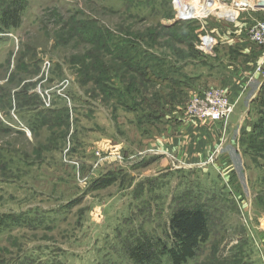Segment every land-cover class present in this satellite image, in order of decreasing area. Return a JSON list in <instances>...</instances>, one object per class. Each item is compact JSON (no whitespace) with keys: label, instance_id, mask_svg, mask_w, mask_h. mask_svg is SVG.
<instances>
[{"label":"rangeland","instance_id":"374dc122","mask_svg":"<svg viewBox=\"0 0 264 264\" xmlns=\"http://www.w3.org/2000/svg\"><path fill=\"white\" fill-rule=\"evenodd\" d=\"M239 19L0 0V264H173L194 203L210 235L184 264H264V11Z\"/></svg>","mask_w":264,"mask_h":264},{"label":"built area","instance_id":"2783aa9c","mask_svg":"<svg viewBox=\"0 0 264 264\" xmlns=\"http://www.w3.org/2000/svg\"><path fill=\"white\" fill-rule=\"evenodd\" d=\"M258 1L259 0H213V6H211L212 0H170L174 8L175 19L177 21H195L197 22V25H199L200 28L202 30L204 29L205 31L206 25L204 23L207 18L214 16L227 23L237 24L240 20L239 18L241 17L242 13L258 11L259 8H255V4H257ZM259 38L260 39L258 40L262 44H264V25H261V31H259ZM200 40L201 46L199 48L201 49V51L211 54L215 45L214 40L211 38V36L209 34H206L204 37H200ZM207 43L209 44L207 45ZM260 68L261 67L259 66V69ZM41 93L45 97H50V94L47 91H45L44 93L41 91ZM206 97L204 96V98ZM220 100L222 104L221 108H218V106L213 105L215 106V108L209 110L213 117H218L228 112L227 100L224 98H220ZM46 105H49L47 101Z\"/></svg>","mask_w":264,"mask_h":264},{"label":"trees","instance_id":"16d2710c","mask_svg":"<svg viewBox=\"0 0 264 264\" xmlns=\"http://www.w3.org/2000/svg\"><path fill=\"white\" fill-rule=\"evenodd\" d=\"M210 221L211 211L206 204L194 203L178 207L170 220V234L175 246L169 249L163 245V253L170 255L173 264L187 263L195 256L199 245L207 241Z\"/></svg>","mask_w":264,"mask_h":264},{"label":"water","instance_id":"95a60500","mask_svg":"<svg viewBox=\"0 0 264 264\" xmlns=\"http://www.w3.org/2000/svg\"><path fill=\"white\" fill-rule=\"evenodd\" d=\"M257 8L264 9V0H259L256 4Z\"/></svg>","mask_w":264,"mask_h":264},{"label":"bare ground","instance_id":"6f19581e","mask_svg":"<svg viewBox=\"0 0 264 264\" xmlns=\"http://www.w3.org/2000/svg\"><path fill=\"white\" fill-rule=\"evenodd\" d=\"M211 6H213V0H212V4H211ZM255 8H257V7H256V4H255ZM196 11H197V10H196ZM258 11H264V9H260V8H259ZM197 12H198V11H197ZM208 44H209V43H207V45H208Z\"/></svg>","mask_w":264,"mask_h":264},{"label":"crops","instance_id":"0c3cea01","mask_svg":"<svg viewBox=\"0 0 264 264\" xmlns=\"http://www.w3.org/2000/svg\"><path fill=\"white\" fill-rule=\"evenodd\" d=\"M243 53H245V54H251V55H253V53H248V52H245V51H243V50H241ZM257 52H259V50H257ZM262 56H264V51H263V54H262Z\"/></svg>","mask_w":264,"mask_h":264}]
</instances>
